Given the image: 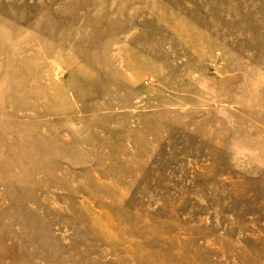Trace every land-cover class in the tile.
Wrapping results in <instances>:
<instances>
[{
	"label": "rangeland",
	"instance_id": "374dc122",
	"mask_svg": "<svg viewBox=\"0 0 264 264\" xmlns=\"http://www.w3.org/2000/svg\"><path fill=\"white\" fill-rule=\"evenodd\" d=\"M0 264H264V0H0Z\"/></svg>",
	"mask_w": 264,
	"mask_h": 264
}]
</instances>
